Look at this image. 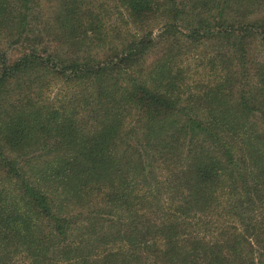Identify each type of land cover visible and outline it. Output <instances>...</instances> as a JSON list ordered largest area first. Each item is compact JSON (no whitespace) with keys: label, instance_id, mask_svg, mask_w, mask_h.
<instances>
[{"label":"trees","instance_id":"1","mask_svg":"<svg viewBox=\"0 0 264 264\" xmlns=\"http://www.w3.org/2000/svg\"><path fill=\"white\" fill-rule=\"evenodd\" d=\"M0 264H264V0H0Z\"/></svg>","mask_w":264,"mask_h":264}]
</instances>
